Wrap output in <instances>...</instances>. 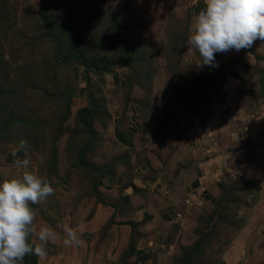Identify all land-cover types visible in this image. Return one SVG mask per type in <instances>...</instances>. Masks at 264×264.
<instances>
[{"label":"rangeland","instance_id":"374dc122","mask_svg":"<svg viewBox=\"0 0 264 264\" xmlns=\"http://www.w3.org/2000/svg\"><path fill=\"white\" fill-rule=\"evenodd\" d=\"M189 1L0 0V181L20 176L23 169L5 157L20 140L27 141L29 170L46 177L55 190L46 202L30 205L35 226L54 229L50 247L78 256L77 264H137L126 242L102 251L96 239L91 241L111 209L105 214L99 205L94 171L87 164L105 163L117 149L106 135V114L94 122L96 137L81 125L86 110L97 102L105 110L108 100L99 89L91 91L97 102L81 96L79 83L125 68L127 93L141 101L143 114L172 95L188 113H202L221 72L218 66L198 67V53L188 51ZM66 226L82 246L63 244ZM86 231L93 234L88 240ZM29 242L38 240L33 235ZM214 252L217 258L220 249ZM36 260L28 255L24 264ZM192 263L204 264V258L196 256Z\"/></svg>","mask_w":264,"mask_h":264},{"label":"crops","instance_id":"0c3cea01","mask_svg":"<svg viewBox=\"0 0 264 264\" xmlns=\"http://www.w3.org/2000/svg\"><path fill=\"white\" fill-rule=\"evenodd\" d=\"M203 7L188 2L189 30ZM215 63L217 93L200 114L173 95L143 114L125 68L79 83L81 96L99 89L107 98L106 135L118 150L95 165L99 205L111 209L91 239L102 251L126 242L137 264H186L185 251L216 264H264V43L217 53ZM13 153L5 158L27 156ZM46 251L37 264H77L50 243Z\"/></svg>","mask_w":264,"mask_h":264},{"label":"clouds","instance_id":"9594fccd","mask_svg":"<svg viewBox=\"0 0 264 264\" xmlns=\"http://www.w3.org/2000/svg\"><path fill=\"white\" fill-rule=\"evenodd\" d=\"M204 7L193 16L187 37L188 51L199 57L198 67L218 66L217 53L251 48L257 40L264 43V0H203ZM248 60L249 55H248ZM20 140L13 155L27 150ZM19 177L0 181V264H24V258L47 256V245L55 242L50 226H35L36 213L30 205L46 202L54 188L46 177L31 170V157L17 158ZM65 246H82L84 241L71 227L64 228ZM35 236L38 243H30Z\"/></svg>","mask_w":264,"mask_h":264},{"label":"trees","instance_id":"16d2710c","mask_svg":"<svg viewBox=\"0 0 264 264\" xmlns=\"http://www.w3.org/2000/svg\"><path fill=\"white\" fill-rule=\"evenodd\" d=\"M212 91V94L213 96H215V94L217 93V89L216 88H213L211 89ZM90 96H93V97H90V100L94 101V102H97L98 100L96 99V97L94 98V95L91 94V92L87 93ZM100 101V100H99ZM99 102H97V105L91 107L90 109L86 110L85 112L88 113L87 117L86 118H80V122H81V125L85 128L86 132L89 134L90 138H93V137H96V134H97V129H94V122L102 117L104 114L107 115V113L103 110V108H100L99 107ZM108 117V116H107ZM18 118H16L17 120ZM89 142V141H88ZM87 142V143H88ZM87 148H88V145L86 144L84 147H82L79 152H78V157H83V154L87 151ZM25 153V150L24 151H21L20 153H17V155H20L22 157V153ZM10 153H13V151L9 152L7 155H9ZM109 161V160H107ZM107 161H105L107 163ZM80 163V162H79ZM94 165H97V164H94ZM93 164H90L88 163L87 166H92L90 169H92V171H94V175L95 176V187L93 188L94 190V193H97V184H96V178L98 176V173L100 171V169L98 170L97 166H94ZM107 166V164H105ZM183 256H184V262H186V264H193L192 263V260H193V257H192V254L188 251L185 253H183ZM25 259H27V256L25 257ZM217 262L213 261L212 258H206V260H204V264H216Z\"/></svg>","mask_w":264,"mask_h":264}]
</instances>
